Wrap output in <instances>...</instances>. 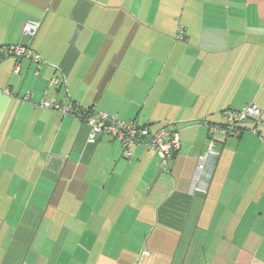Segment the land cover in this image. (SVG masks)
Returning <instances> with one entry per match:
<instances>
[{"label": "crops", "instance_id": "crops-1", "mask_svg": "<svg viewBox=\"0 0 264 264\" xmlns=\"http://www.w3.org/2000/svg\"><path fill=\"white\" fill-rule=\"evenodd\" d=\"M19 44L45 63L0 56V264L36 244L30 264H264V125L217 133L198 171L209 125L264 110V0H0V47ZM43 101L177 133L180 148L166 168L143 141L126 158Z\"/></svg>", "mask_w": 264, "mask_h": 264}, {"label": "built area", "instance_id": "built-area-1", "mask_svg": "<svg viewBox=\"0 0 264 264\" xmlns=\"http://www.w3.org/2000/svg\"><path fill=\"white\" fill-rule=\"evenodd\" d=\"M40 25L35 23H28L24 28V35L34 37ZM183 30H180L179 39H182ZM0 56L15 58L20 60H29L38 64L39 66L45 62L41 56L27 45H4L0 47ZM20 67L17 66L15 72L18 73ZM64 83L62 78H54L50 82L52 85H62ZM25 102L30 101V94L28 93L24 98ZM37 108H43L51 111L58 112L62 115H72L81 119L91 131L90 143H95L98 137L102 135L110 136L118 141L123 149L124 157L130 158L132 155V148L138 141H143L145 145L153 151H156L160 158L163 168L168 167L169 162L173 158L175 152L180 148V139L177 133L160 130L151 133L147 126H140L134 122H124L115 115L97 109H84L73 104L62 105L56 102L43 101ZM225 116L227 123L224 126L209 125L211 141L208 154L201 156L199 160V174L206 175V163L209 157H218L219 151L216 148L218 138H215L217 133H222L225 136H240V125L251 122L259 125H264L263 116L264 110L255 105H248L240 111H226ZM253 133L259 135L257 129ZM264 143V136H260Z\"/></svg>", "mask_w": 264, "mask_h": 264}, {"label": "rangeland", "instance_id": "rangeland-1", "mask_svg": "<svg viewBox=\"0 0 264 264\" xmlns=\"http://www.w3.org/2000/svg\"><path fill=\"white\" fill-rule=\"evenodd\" d=\"M42 232V231H41ZM37 241H39V239L37 240ZM51 249V247L49 246V247H46V250H45V252H48L49 250ZM36 250H40V248L38 247V245L36 244L35 246H34V248H33V253L34 252H36ZM32 251H30V254H31V252ZM43 251V250H42ZM30 254H29V257H28V261H27V263L26 264H30V261H29V258H30ZM42 254H43V252H42ZM40 264H41V261L39 262Z\"/></svg>", "mask_w": 264, "mask_h": 264}, {"label": "water", "instance_id": "water-1", "mask_svg": "<svg viewBox=\"0 0 264 264\" xmlns=\"http://www.w3.org/2000/svg\"><path fill=\"white\" fill-rule=\"evenodd\" d=\"M160 172H161V170H160ZM160 172H159L158 175L156 176V178H155V180L153 181V183H154V182L156 181V179L158 178ZM152 185H153V184H152ZM151 187H152V186H151Z\"/></svg>", "mask_w": 264, "mask_h": 264}]
</instances>
